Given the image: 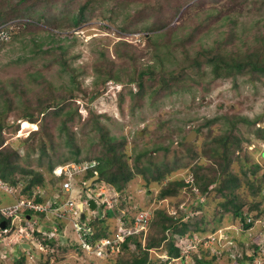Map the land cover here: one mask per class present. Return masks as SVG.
Masks as SVG:
<instances>
[{"label": "rangeland", "instance_id": "obj_1", "mask_svg": "<svg viewBox=\"0 0 264 264\" xmlns=\"http://www.w3.org/2000/svg\"><path fill=\"white\" fill-rule=\"evenodd\" d=\"M16 1L0 0V9L4 12L3 18L11 19V12L5 11V9L10 6V3L15 4ZM36 1L38 5L35 6V10L43 13L44 17L39 21L34 17L28 18L33 21L31 28H28L32 32L17 30L13 24L14 20L26 19V15L16 16L14 20L5 23L7 29L13 32L12 37L9 34V38L3 39L5 40L4 44L0 45V80L17 77L25 86L31 88L34 85H30L28 74L35 68L41 69L45 77L54 79L56 85L68 79L64 70L58 72L57 69L60 68L58 63H51L46 66L48 68H45L39 41L45 40L46 31L42 29L46 19L52 18L51 15L60 17V14L57 13L59 8L72 10L84 3L85 0H68L66 5L63 2L60 4L57 0H52L48 6H42L38 0ZM140 1L103 0L102 4L94 6L95 11L91 17L78 26H69L65 20L63 25L61 24L59 28L55 29L61 33V37H65L66 40L63 44L69 48L70 54L77 56L71 59L72 65H83V87L90 89L91 81L95 76L89 66L91 61L99 66L100 72H105L106 66L107 70H119L120 77L124 81L109 79L105 83H98V88L104 87L101 94L90 100L87 99L88 96L85 97V100L76 98L73 103V105L77 104L82 116L79 122H74L71 126L73 130L71 131L74 133L73 141L80 147L78 155L81 158H84L85 155H94L99 147L97 130L92 126L91 120L82 122L83 119L87 115L91 116L92 113H105L108 117L100 116L99 118L108 128L107 135L115 138L116 144L120 142L117 146L122 152V159L127 162L132 172L130 179L119 191L115 189V186H110L107 190V193L112 192L113 197L117 198L114 205H109L115 208L113 213L107 208H101L103 202L96 196L99 204L95 208L94 214H99L103 209L109 217L114 216L109 219V228L107 227L108 231H106L109 233V229L112 230L110 235L114 236L121 229H131L130 226L122 227V225L130 223L128 218H131L142 208L174 209L178 217L173 219V226L169 227L172 233L173 229L181 230L186 225H189V231L195 232L201 231V226H204L208 230L201 232H208L207 243L218 246L225 244L224 240L227 239L228 244L225 246L224 253L212 247L210 252L214 254H204L202 259L208 261L204 264H240L235 257L242 255L252 256L251 260L244 259L243 264H264V235H261L260 229L264 216L259 215L256 216L257 218L254 216L255 223L252 225V229L248 230L243 228L239 216L234 217L232 209L226 208L232 207L226 201L233 198L236 203H241L240 209L242 214L245 213L244 216L252 218L253 214L264 210V181L262 179L264 139L254 133L257 127L264 129V79L263 82H260L246 80L243 76L213 78L210 64L202 65L201 69L192 71L190 76L193 80L186 79L185 86L180 87V90L169 92L152 101V97L148 93L149 88H147L139 103L128 92L129 87L132 92L136 91L137 85L135 83L128 85L125 81L132 72L151 63L150 48L146 47V37L150 33L141 28L136 32L120 35L116 31V25L125 13L131 15L135 13L132 17L139 16L140 27L143 24L149 25L155 19L154 9L159 2L163 3V0H145L147 5L143 8H139L138 2ZM187 1L182 6V9L186 8L187 11L185 10L186 12L181 14L179 12L170 23L177 25L175 32H168L165 39L177 35L195 39L185 44L188 51L181 52V49L177 47L173 50L174 52L176 50V55L166 61L170 64L169 68L173 70H179L184 59L187 63L191 62V59L200 53H195L200 47L216 46L218 41L215 38L221 41V45L225 46L226 51L230 48L233 51V45L240 51L241 48L250 49L255 39L264 32V0ZM189 3L191 5L188 8L186 6ZM106 6L113 10L112 14L106 11L108 10L105 8ZM153 6L154 8L151 9ZM102 11H106L103 14L110 15L112 19H102ZM148 13L150 17L147 18ZM169 15H171L170 10L166 12L165 17H169ZM224 17L233 19V24L224 23L225 19H222ZM192 28L193 34L190 35ZM163 30H166L165 27L160 29V32ZM218 30L219 32H217ZM195 35L197 36L194 37ZM72 37L75 42L71 41ZM120 40H126L136 48L141 49L142 47L143 49L140 52H135L131 48L125 50L124 47L117 44V41ZM168 43L171 48L176 44L172 41H168ZM44 46L43 44L42 47L44 48ZM188 54L190 55L187 56ZM224 54L228 53L224 52ZM126 71L128 74H125ZM100 72L98 75L96 72L97 79L100 78ZM39 89L38 86L33 88L35 91H39ZM29 93L31 92L29 91ZM9 95L12 96L11 111L6 119L10 124L16 121L17 116L19 117L20 114L27 111L28 107L35 105L38 100L37 95L33 94H25L21 99L22 102L17 96H14L13 91H10ZM21 120L18 122L17 129L14 130L12 126L3 129V145H9L18 150L20 155L18 162L22 166L33 168L42 173L45 183L41 188L46 191L45 201H51L50 197L55 193V189L60 188V184L59 179L52 175V171H47L46 156H54L53 167H55L57 164L73 161L64 158L75 155L76 150H70L66 146L65 135H57L59 121L52 122L48 119L46 126L52 134L45 152L49 155L42 154L36 139L19 144V140L28 136L32 130L38 127L35 123ZM25 122L31 125H25ZM192 129L197 132L196 135L191 140L185 141L184 137ZM222 134H233L240 137V148L227 152L230 162L226 167L220 165L219 155H209L210 148L216 145L213 137ZM39 135L41 134L38 133L35 137L39 138ZM92 144H98V146H93L94 149H92ZM29 147H31V151L28 157L25 156V153ZM145 150H147L145 156H140L136 161L137 153ZM40 155L45 156L42 158ZM134 165L145 167L144 175L141 171H137ZM194 165L196 166V175L201 174L205 177L201 184L205 183L208 177H216L215 182L209 183L207 188H204L205 190L202 189L201 184L194 180ZM156 175L158 177L153 178ZM231 176L236 178V183L232 184L231 192L228 189L219 191L215 188L221 182L223 185L226 184L224 181L232 182L229 180ZM178 179L182 182L187 181V184H179L172 194L159 197L161 187H166L170 181ZM1 182L4 187L7 185L10 191L5 192V188L0 187V205L14 201L19 190L22 189L21 184L13 186L3 180ZM100 182L97 181V184L99 185ZM38 188L37 186L35 190L38 191ZM88 194L94 195V192L84 191L81 198H87ZM72 198L76 200V195H73ZM84 210L88 216L92 214L91 209L87 206ZM121 215L127 217L126 223H123L122 220L118 222V217ZM50 218L49 214L41 217L45 220ZM69 220L58 222V225L64 228L61 229L52 244L44 246L43 250L37 246H31V250L22 248L23 244L16 242V238L11 233L12 237L5 238L4 242H0V255L2 252L8 254L7 258L0 256V264H20L14 263V259L9 258L10 253H16L20 258H24L23 264H123L133 255L141 256L143 254L140 247L133 241L128 243L127 248L119 246L108 257H106V253L102 255V252H97L98 250H90L91 246L80 248L81 240L79 242L76 231L72 228V220ZM112 220L115 221V226ZM96 223L98 224L96 229H101L100 221H96ZM214 226H221L220 231L216 234L209 233ZM224 226L230 230L227 235L222 233L226 230ZM171 232H166V240L169 239L168 235H171ZM162 234L160 227L154 228L150 224L145 231L136 235L141 236L140 241L144 245ZM196 237V233L187 236L173 233L171 238L173 244L179 247L180 256L171 257L170 261L165 262L169 260L167 259L169 258L168 243L163 240L159 247L151 250L152 264H196L194 255L198 246L194 245L189 250L193 241L198 240ZM92 240V244L98 243L95 236ZM251 240L254 242L256 240L259 246V251L255 254H251L253 249L247 246ZM102 249L104 250V248ZM28 253L33 257L28 258ZM213 255L216 257H212Z\"/></svg>", "mask_w": 264, "mask_h": 264}, {"label": "trees", "instance_id": "obj_2", "mask_svg": "<svg viewBox=\"0 0 264 264\" xmlns=\"http://www.w3.org/2000/svg\"><path fill=\"white\" fill-rule=\"evenodd\" d=\"M38 1L41 3L42 6H48L52 3V0ZM57 1L60 4H62L63 2L66 5V2L68 0ZM186 1L187 0H163V3L159 2L157 7L154 9L155 19L152 20L149 25L143 24V26L140 27V24H138V22H140V19L138 18L139 16L132 17L133 15H135V13H133L132 15L125 13L123 18L116 25V31L120 35L125 34L127 32L133 33L137 30H140L141 28L145 29L148 33H150V35L146 37V47L150 48V59L152 58L153 62L151 61L150 64L142 66L132 72L125 81V83H127L128 85H131L133 83L137 85L136 91L132 92L129 87L128 92H130V94L135 99H137L139 103L141 96L143 97L147 88H149L148 93L152 97V101L161 98L169 92H176L177 90H180V87L183 88L185 86L184 81L186 79L193 80L190 76L192 71L201 69L203 67L202 65L208 66L210 64L209 67L210 71L213 73V78L243 76L244 79L249 81L258 80L260 82H263L264 78L262 77L264 76V32H262L258 36V38L255 39V41L253 42V46L250 49L245 50L241 48L240 51L234 45H231L233 47V51L231 48L226 51L225 46L221 45V41L215 38V40L218 41H216V46L200 47L198 50L195 51V53H200L194 58H192L191 62L189 63H187V61L184 59L183 65L177 71L173 70L172 68H169L170 64L166 63V61H168L170 57L176 55V50L175 52L173 50L177 47L181 49V52H184L185 50H187L185 44L190 43L195 39L193 37H181V35L165 39L168 32L174 33L175 28L177 27L176 24H170L173 18L179 12L181 14L185 10L187 11L186 8L182 9V6H184L185 3L188 2ZM102 2L103 0H85L84 3L72 10H65L59 8V11L57 13L60 14V17L51 15L52 18H49V20L46 19V21L44 22L45 26L42 30L46 31L45 40L42 39L39 41V46L41 45V56L43 57L44 66L45 68H48L46 66L50 65L51 63H58L60 68L57 70L58 72L64 70L65 74H67L68 77L66 81H62L56 85V81L51 77H45L44 72L39 68H35L32 72H29L28 74V80L31 81L30 85H34L32 88L30 86H25L23 82L20 81L17 77H10L7 78V80H0V179L13 186L21 184L22 189L19 190V193L17 194L18 196L24 195L27 197H31L33 195L35 197V201H41L42 193L35 190V188L37 186L41 187L45 183L44 177L41 172L35 171L33 168H29L27 166H22L18 162L20 155L16 148H13L12 146L10 147L9 145H3V129L8 126H12L14 130L17 129L19 126L18 122L20 119L35 123L38 125V127L32 130L28 136H26L22 140H19V144L28 143L29 140L36 139L38 140V146L42 154L49 155V153H46L45 150L49 143V137L52 132L48 131L46 126V120L48 119L52 122L59 121V125H57V135H65L66 146L69 147L70 150H76L75 155L68 156L67 158H64L65 160H96L97 164L94 166V168L97 170L99 176L98 179L112 184L116 187L117 190L123 188L126 182L132 176L130 167L128 166L127 162L122 159V152L117 146V144H119L120 142L116 144V142H114L115 138L109 137V135H107L108 128L105 123H103L99 118L100 116L108 117L107 114L92 113L91 116L87 115V117H85V119H87H83L82 121L88 122L91 120L92 126H94L95 130H97L98 132L97 142L99 143V147L98 150L94 152L95 154L93 153L94 155H85L84 158H81V156L78 155L80 147L73 141L74 133L72 132L73 130L71 126L74 124V122H79L80 118L82 117L77 104L75 103L73 105L76 98H82L85 100V97L88 96L87 99L90 100L94 97H97L99 94H101V91L104 89V87L98 88V83H105L109 79L119 82L124 81L120 77L119 70H107L106 66L104 68L105 72H100L99 66H97L93 63V61H91L89 63V66L95 76L94 79L91 81L90 89L83 87V65H72L71 59L74 58L76 55L70 54L69 48H67V46L63 44V42L66 40L65 37H61V33L57 30L55 31V29L59 28L61 24L63 25L65 20L68 22L67 25L69 26H78L79 24L90 18L93 12L95 11L94 6L97 7V4H102ZM37 3L38 2L36 0H32V2H30V0H17L15 4L10 3V6H8L5 11L11 12V19L3 18L2 15L4 14V12L0 9V26L11 21L12 19L14 20V17L24 14L26 15V19H22L20 21L14 20L15 22L13 24L17 27V30L32 32V30L28 28H31V22L33 21L29 20L28 18L34 17L35 20L39 21L44 17L43 13L37 12L35 10V6L38 5ZM138 4L139 8H143L147 5L145 3V0H141L140 2H138ZM190 5L191 4L189 3L186 7L189 8ZM105 8L108 9L106 11H108L109 13H113V10L110 9L109 6H106ZM153 8L154 6L151 9ZM168 10H170L171 15H169V17H165V14ZM106 11H102V19H112L110 15L106 16V14H103V12ZM63 13L64 17L62 18ZM148 17H150L149 13L147 14V18ZM222 19H225L224 23L227 22V24L229 25L233 24V19L231 18L224 17ZM168 24L170 25L167 26ZM164 27L166 30L160 32V29ZM8 31L10 36L12 37L13 32L10 29H8ZM217 32H219V30ZM192 34L193 28L190 31V35ZM196 36L197 35H195L194 37ZM4 41L5 40H0V45L4 44ZM71 41L75 42L74 37H72ZM168 41L176 43L172 45L173 48L170 47ZM43 44L45 45L44 48L42 47ZM117 44L121 47H124L125 50L131 48V50H134L135 52H140L141 49H143L142 47L141 49L136 48L126 40L117 41ZM224 52H227L228 54L226 55L224 54ZM100 53H102V51H100ZM189 55L190 54H188L187 56ZM96 72L97 75L98 72L101 73L99 79H97L98 77H96ZM125 74H128L127 71ZM146 80H149V82H146ZM37 86L40 87L39 91L33 90V88ZM10 91L14 92V96H17L20 102H22L21 99L25 96V94L37 95L36 98H38L36 104L32 107H28L29 109L20 114L19 117L17 116L16 121L12 122L13 124L8 123L6 119V116L11 111L12 96L9 95ZM29 91L31 93H29ZM38 133L41 135H39V138H36L35 136ZM254 133L259 138L264 139V129L262 127H257ZM213 139L216 142V145L210 148L209 155H219V159H221L219 160L220 165L226 167L227 164H229L230 162V157L227 155V152H232L233 150L240 148V137L233 134H222L220 136L213 137ZM93 146L97 147L98 144H92V147ZM94 147L92 149H94ZM30 151L31 147L26 150L25 156H28ZM146 152L147 150L137 153V155L135 156V160L138 161L140 156H145ZM40 156H42L43 158L45 155ZM46 157V169L47 171H52L55 158L53 155H49ZM134 166L137 171H141L144 175L145 167L138 165ZM195 169L196 166L194 167V180L196 183L201 184L205 177L201 174L196 175ZM91 171L92 170L88 171V174H91ZM157 177L158 175L154 176L153 178ZM229 178V180L232 182L224 181L226 183L224 185L221 182L215 188H217V190L219 191L223 189H228L229 192H231V189L233 187L232 184L236 183V178L234 176H231ZM262 179L264 181V175L262 176ZM147 180H149V178H147ZM215 180V176L208 177L206 179L207 182L205 181V183L201 184L202 189L207 188V185L209 183L215 182ZM179 184L185 185L187 184V182H182L179 179L170 181L166 187H161L159 197L172 194L175 191L174 189H176V186H179ZM226 202L228 205H232V207L226 208L232 209V214L234 217L239 216V220L243 222V227L250 226L254 222V218H257L259 215L264 213V210H259L258 212L253 214L250 220H246V216L242 214V210L240 209L241 203H236L233 198H229ZM28 213L31 216H44L43 212H32L31 210H29ZM176 215V211L174 214H168L166 209H163L161 207H157L156 209H154L150 224L154 228L160 227V229H162L163 234L149 240L144 245L143 242L140 241L141 236L138 237V235L136 234L127 236L125 240L121 243V247L127 248L128 243L130 241H133L138 245V247H140L141 252L143 254L141 256L133 255L131 259L125 260L123 264H152L153 257L150 256L152 252L151 250L155 249L156 247H159L161 242L167 239L166 232H171L169 227L173 226V219H177L178 217V215ZM62 228L63 226H60L58 228V233L61 232ZM188 228L189 225H186L185 228H182L181 230L173 229V233L175 235H192V232L194 231H189ZM214 229H216L215 226L210 230ZM200 230L206 231L208 229H206L204 226H201ZM173 233L171 232V235H168L169 239L166 240V242L168 243L167 252L169 257H179L180 250L177 246L173 244L171 238ZM92 235L100 237L106 235V232L102 229H99L95 232H92ZM55 238L56 237H51L49 240H47V242L49 244H52V241ZM256 242V240L255 242L251 240V242H249L247 246L256 250L258 247ZM92 243L93 240L91 239L90 244ZM246 258H248V260H251L252 256H237L236 260L238 261V263H242L243 260ZM196 259L199 261H204L206 263L208 262L207 260H203L201 258ZM17 262L23 264L24 258H20Z\"/></svg>", "mask_w": 264, "mask_h": 264}, {"label": "built area", "instance_id": "obj_3", "mask_svg": "<svg viewBox=\"0 0 264 264\" xmlns=\"http://www.w3.org/2000/svg\"><path fill=\"white\" fill-rule=\"evenodd\" d=\"M7 38H9V31L4 24L0 26V40ZM93 163L94 162H92L91 164H88L87 162L78 164L69 163L64 166L57 167L54 172L57 175L60 173L65 175L66 178L63 181L62 185L65 190H70V179L75 174L85 172V170ZM0 187H4L1 180ZM4 188L5 192L10 191L7 185ZM29 210H31L32 212H43L45 216L49 214L50 217L53 218V224L49 227L40 226L38 224V222L40 221V217L35 215L31 216L28 213ZM79 215L80 208L78 207L77 203L74 204L71 198H67V200L56 204V201H54V199H52L51 201H35V197L33 195L31 197H15L14 201L0 205V222L2 220L5 221L4 227H0V242H4L3 240L5 238L12 237L10 234L13 233V237H15L16 241L20 244L26 242L30 246L33 244L40 250H43L44 246H48L46 240L56 235L57 219L68 218L71 221L78 218ZM147 218L148 216L146 215V213H140L134 221L135 226L139 225L140 228L143 227L147 222ZM247 220H250V218L248 217ZM262 222L264 226V220H262ZM72 228H74V230L76 231L79 242L81 240L80 248L94 246L99 249V252H102V255H104L107 251L108 243L111 246L110 251H112L113 246L116 244L115 241H104L105 238L97 240L98 243L90 244L91 239H93L92 228L85 221L82 223L73 222ZM122 237V234L117 236V238ZM100 242H103L104 244L98 245ZM102 248H104V250ZM7 255L8 254L2 252L0 256L1 258H6ZM30 257L32 258V255L29 254V258ZM10 258H14V256L11 255Z\"/></svg>", "mask_w": 264, "mask_h": 264}, {"label": "clouds", "instance_id": "obj_4", "mask_svg": "<svg viewBox=\"0 0 264 264\" xmlns=\"http://www.w3.org/2000/svg\"><path fill=\"white\" fill-rule=\"evenodd\" d=\"M83 162H87L88 164H91L92 162H94L91 166H89L86 170H85V172H80V173H78V174H75L71 179H70V181H71V189L70 190H65L64 189V187H63V185H62V183H63V181L65 180V175H63V174H56L55 172H54V170H55V168H57V167H60V166H64V165H66V164H69V163H76V164H78V163H83ZM97 164V161L96 160H94V159H92V160H82V161H68V162H65L64 164H57V166H55V167H53L52 168V175L55 177V178H57V179H59V184H60V188L58 189V190H56L55 189V193H53L52 194V196L50 197V200H52V199H54V201H56V204H59L60 202H63V201H65V200H67V198H71V200L74 202V204H78V207L80 208V215H79V217H83V218H85L86 220H85V222H87L88 223V225H90V227L92 228V232H95V231H97V230H99V229H96V225H98L97 223H96V221H100V224H101V229L102 230H104L105 232L106 231H108V223H109V219H112L114 216L112 215V216H108L107 215V213H106V211L105 210H101V212L99 213V214H94V211H95V208L97 207V205L99 204V200L98 199H100L101 200V202H103V205H102V207L101 208H104V209H106V207L108 206V205H110V204H113L114 205V202L117 200V198L116 197H113L114 195H113V193L112 192H108L107 193V190H108V188L110 187V186H113L112 184H109V183H107V182H105V181H103V180H99L98 178H99V176H98V173H97V170L94 168V166ZM90 170H92L91 172V174H88V171H90ZM263 175H264V173H263ZM85 177V178H84ZM89 179H91L89 182H88V180ZM97 181H101L102 182V184H100L99 183V185L97 184ZM187 182V181H186ZM39 188H38V192H40V193H42V200H46V191H44V189L43 188H41L40 186H38ZM97 188V189H96ZM116 189V188H115ZM90 190L91 191H93L94 192V195H91V194H88V197L87 198H81L82 196H83V192L85 191V192H90ZM117 190V189H116ZM117 191H119V190H117ZM116 191V192H117ZM73 195H76V200H74L73 198H72V196ZM98 197V199H97V197ZM18 197V196H17ZM90 199H92L93 200V202H94V207H90V204H89V200ZM41 200V201H42ZM6 203H8V202H6ZM85 206H87V208H90L91 209V212H92V214L90 215V216H88L86 213H85ZM187 206H189V205H187ZM157 208V207H156ZM156 208H154V209H156ZM154 209H152L151 207H149V208H142V209H140L136 214H134L132 217H131V219L133 220V221H135V219H136V217L140 214V213H146V215L148 216V218H147V222H146V224L143 226V227H139V225L138 226H135V224H132V223H126V225L125 224H123L122 225V227H126V226H130L131 227V229H128V230H124L122 233H119V234H117V235H115L114 237H113V239L112 240H110V241H115V245L113 246V248H112V251H110V249H111V246H110V244L108 243L107 245V251H106V257H108L110 254H113L112 252H114L115 250H117L118 248H119V246H121V243L125 240V238L127 237V236H129V235H133V234H139V233H141V232H143V231H145V229H146V227L147 226H149L150 225V220H151V218H152V215H153V210ZM166 211L168 212V214H174L175 213V211L176 210H174V209H172V210H169V209H166ZM184 212V211H183ZM245 214V213H244ZM83 215V216H82ZM262 216L261 217H263L264 216V214H261ZM249 216H246V220H247V218H248ZM125 218H127L126 216H124V215H121V216H119L118 217V222L120 221V220H122V219H125ZM249 218H251V217H249ZM68 218H65V219H57V221H56V223H57V225H58V222H60V221H65V220H67ZM3 222H4V224H5V221L4 220H2ZM1 221V222H2ZM70 221V220H69ZM113 222H114V226H115V221L114 220H112ZM241 221V220H240ZM256 221V220H255ZM0 222V223H1ZM94 222H95V224H94ZM117 222V223H118ZM89 223H92V224H89ZM243 222L241 221V224H242ZM255 222H253L250 226H248V227H243V228H245V229H248V230H251L252 229V225L254 224ZM263 222H261V224H260V229H261V235H264V226H263V224H262ZM38 224L40 225V226H43V227H49L50 225H52L53 224V218H51V219H49V220H45V219H41V217H40V221L38 222ZM1 227V226H0ZM4 227V226H3ZM108 227V228H107ZM138 228V229H137ZM220 228H221V226H217L216 227V229H214V230H211L209 233H218L219 231H220ZM224 228L227 230H224L222 233L223 234H228V231L230 232V230L229 229H227L228 227L227 226H224ZM112 230H110L109 229V232H111ZM192 233H196V235H197V241H193V244H192V247L189 249V250H191L193 247H194V245L195 246H198V250H196L195 251V255H194V257H195V259L196 258H198V259H202L203 257H204V254H207V253H210V254H214V253H211L210 252V249L213 247V248H216V249H218V250H220V252H222V253H224V251H225V246H226V244H228L227 243V239L225 238V244H222V245H214V244H209V243H207L206 242V240H207V238H206V236H207V233H202L201 231H197V232H192ZM106 234H108V232H106ZM123 235V237L122 238H117V236L118 235ZM206 234V235H205ZM187 235H189V234H187ZM186 235V236H187ZM93 236V235H92ZM202 236V237H201ZM96 237V236H95ZM103 238H105V235L104 236H100V237H96V239L97 240H100V239H103ZM206 238V239H205ZM232 239V238H231ZM49 240V239H48ZM17 242V241H16ZM46 242H47V240H46ZM23 243H26V242H23ZM23 243H21V244H23ZM27 245H28V247L27 248H25V246L23 247L22 245H21V247L22 248H24V249H28V250H31V246H35V245H29L28 243H26ZM47 244L49 245V243L47 242ZM175 245V244H174ZM258 245V244H257ZM6 246H8V245H6ZM176 246V245H175ZM30 247V248H29ZM178 247V246H177ZM179 248V247H178ZM11 249V248H10ZM253 249V248H252ZM259 251V246L257 247V249L256 250H254L253 249V252L251 253V254H255L256 252H258ZM30 253V252H29ZM29 253H28V258H29ZM193 254H194V252H193ZM14 256V258H11V260H13V262L14 263H16L19 259H20V257H19V255H17L16 253H13V254H11L10 253V256ZM192 256V255H191ZM32 257H33V255H32ZM212 257H216V255L214 256H212ZM7 258V257H6ZM10 258V257H9ZM167 259H169V260H166L165 262H168V261H170V259H171V257H169V258H167ZM235 259H236V257H235ZM196 264H204V261H199V260H197L196 259ZM18 263V262H17ZM240 264H243V263H240Z\"/></svg>", "mask_w": 264, "mask_h": 264}, {"label": "bare ground", "instance_id": "obj_5", "mask_svg": "<svg viewBox=\"0 0 264 264\" xmlns=\"http://www.w3.org/2000/svg\"><path fill=\"white\" fill-rule=\"evenodd\" d=\"M25 125H31V124H28V122H25L24 123ZM107 209H109L110 211H112V213H113V211L115 210V208L114 207H110L109 205L106 207ZM129 219V221H130V223H134L133 222V220L131 219V218H128ZM86 219L85 218H83V217H78V218H76V219H73L72 220V227H73V222H79V223H82V222H84ZM126 218L125 219H122V222L123 223H126ZM61 225H57V230H58V228L60 227ZM64 228V227H63ZM124 230H122L121 229V231H118L117 232V234H119V233H122ZM110 233L111 232H109L108 234H106L105 235V240L104 241H106V242H108V241H110V240H112L113 239V237L115 236H111L110 235ZM58 231L56 232V236L54 235V236H52V237H56L57 238V236H58ZM104 243L103 242H100L98 245H103ZM90 250H98L97 252L98 253H100L99 252V249L98 248H96V247H94V246H91V248H90Z\"/></svg>", "mask_w": 264, "mask_h": 264}, {"label": "water", "instance_id": "obj_6", "mask_svg": "<svg viewBox=\"0 0 264 264\" xmlns=\"http://www.w3.org/2000/svg\"><path fill=\"white\" fill-rule=\"evenodd\" d=\"M196 131L194 130V129H192L189 133H187V135L185 136V141H189V140H191L192 138H193V136L194 135H196ZM89 204H90V207H94L95 205H94V202H93V200L92 199H90L89 201ZM83 216V215H82ZM0 226L1 227H3L4 226V222L2 221L1 223H0ZM23 245L25 246V247H28V245L26 244V243H23Z\"/></svg>", "mask_w": 264, "mask_h": 264}, {"label": "flooded vegetation", "instance_id": "obj_7", "mask_svg": "<svg viewBox=\"0 0 264 264\" xmlns=\"http://www.w3.org/2000/svg\"><path fill=\"white\" fill-rule=\"evenodd\" d=\"M185 138V137H184Z\"/></svg>", "mask_w": 264, "mask_h": 264}]
</instances>
